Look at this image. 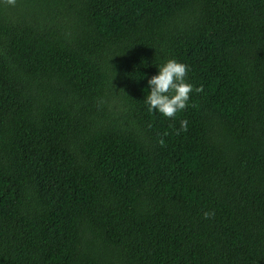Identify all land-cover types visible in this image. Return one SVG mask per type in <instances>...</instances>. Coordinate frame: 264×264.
Wrapping results in <instances>:
<instances>
[{
    "label": "trees",
    "instance_id": "1",
    "mask_svg": "<svg viewBox=\"0 0 264 264\" xmlns=\"http://www.w3.org/2000/svg\"><path fill=\"white\" fill-rule=\"evenodd\" d=\"M0 264H264V0H0Z\"/></svg>",
    "mask_w": 264,
    "mask_h": 264
},
{
    "label": "clouds",
    "instance_id": "2",
    "mask_svg": "<svg viewBox=\"0 0 264 264\" xmlns=\"http://www.w3.org/2000/svg\"><path fill=\"white\" fill-rule=\"evenodd\" d=\"M13 0H9V3ZM156 72L147 77V94L143 102L150 113H159L165 118H176L177 114L184 110L189 103V94L202 91V85H193L187 79L189 66L175 58L164 60L158 66ZM188 120L179 119L177 131H187ZM213 213L205 211L203 215L208 217Z\"/></svg>",
    "mask_w": 264,
    "mask_h": 264
}]
</instances>
